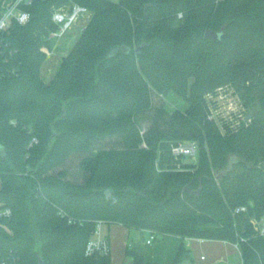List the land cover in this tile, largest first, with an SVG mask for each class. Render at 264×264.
<instances>
[{
    "label": "trees",
    "instance_id": "trees-1",
    "mask_svg": "<svg viewBox=\"0 0 264 264\" xmlns=\"http://www.w3.org/2000/svg\"><path fill=\"white\" fill-rule=\"evenodd\" d=\"M73 4L91 17L47 83L52 16ZM25 10L30 21L0 36V206L13 211L4 252L19 264H113L110 252L85 253L102 221L229 242L242 264H264V0H33ZM225 85L252 110L221 129L208 95ZM170 92L189 107L143 135L140 117ZM189 141L197 163L172 154ZM73 158L82 180L67 170ZM125 255L156 264L140 246ZM189 257L182 243L170 264Z\"/></svg>",
    "mask_w": 264,
    "mask_h": 264
},
{
    "label": "rangeland",
    "instance_id": "rangeland-1",
    "mask_svg": "<svg viewBox=\"0 0 264 264\" xmlns=\"http://www.w3.org/2000/svg\"><path fill=\"white\" fill-rule=\"evenodd\" d=\"M113 1L119 2L120 0ZM90 17V12L82 14L72 29H70L63 37L54 38L53 50L50 51L51 54L47 55V60L42 68V78L45 80V82L48 83L54 78L61 59L66 56L73 48L83 30L82 28L84 24L89 21ZM208 101L210 104L211 115L221 129L223 125H230L234 128L240 125L241 122L246 120L247 116L250 115L252 110L241 97L240 93L231 85H225L216 88V90L208 95ZM188 107V101L173 92L168 93L164 97L155 96L154 108L150 112L140 117L142 134L145 135L154 123L156 124L155 128L162 130L167 129L163 115H165L166 112L170 114L176 110L185 111ZM111 145L112 142L107 144V146ZM143 145L146 146V142H144ZM199 159L200 155L198 153L194 157H184L183 161L186 163H197ZM67 170L72 177L77 178V181L82 180V175L78 170L77 159L73 158L68 163ZM103 232L104 235L110 236V253L113 264L128 263L130 258L126 259V248H131L133 247L132 245H137L140 242H143L145 239H148L150 236L148 233L143 235L136 229H128L123 225L109 226L106 223L103 224ZM156 236L157 239L150 247H155L158 244H162V235ZM174 239L175 240H173L171 244L167 243L166 247L159 246L161 250H164L163 253L160 250L158 251L160 256L168 255L167 261L170 263L173 261L179 246L181 245L180 240H176V238ZM187 243L188 242H185V248L189 250L190 257L180 264H242V256L239 251L235 252L228 258H224L222 256L208 257L207 261H201V255L204 253L194 252L192 248L187 246Z\"/></svg>",
    "mask_w": 264,
    "mask_h": 264
},
{
    "label": "built area",
    "instance_id": "built-area-1",
    "mask_svg": "<svg viewBox=\"0 0 264 264\" xmlns=\"http://www.w3.org/2000/svg\"><path fill=\"white\" fill-rule=\"evenodd\" d=\"M33 0H12L7 2L0 0V36L7 31L12 24L18 23L20 25L27 24L31 15L25 10V7L31 6ZM88 9L78 4H73L72 7L67 10L55 11L52 20L58 26V30L52 33V38L63 37L74 24L79 20L82 14L88 13ZM47 55L51 54L50 51L45 50ZM199 153V144L194 141L183 142L175 145L172 149V154L176 158L194 157ZM246 211V208H239L236 212ZM13 216V211L8 207L0 206V230L5 229L3 224L4 220H9ZM104 222L99 221L96 225L93 238L88 242L86 247V255L92 256L96 254H107L110 252V241L103 235L102 227ZM256 228L261 235L264 236V221H256ZM155 240V234L152 233L147 244H152ZM0 264H19L17 257L9 252L6 253L0 246Z\"/></svg>",
    "mask_w": 264,
    "mask_h": 264
},
{
    "label": "crops",
    "instance_id": "crops-1",
    "mask_svg": "<svg viewBox=\"0 0 264 264\" xmlns=\"http://www.w3.org/2000/svg\"><path fill=\"white\" fill-rule=\"evenodd\" d=\"M5 1L10 2L12 0H5ZM87 23L84 24L82 29H84V27L87 25ZM261 221H264V219H262ZM137 231H139L143 235L148 233L150 236L148 239H145L143 242H140L139 244L132 245V246L133 247L140 246V248H142L144 250V252L146 253L147 257L152 262H154L156 264H169L170 263L169 261H167L168 255L160 256L158 251L160 250L163 253L164 250H161L159 246L166 247L167 243L171 244L173 242V240H175L174 238H176V240H180V244H182V243L185 244V242H188L187 246L192 248L194 250V252L204 253L201 255V261H207L208 257L222 256L224 258L225 257L228 258V257L232 256V254H234L235 252H237V251L240 252V249L237 245L229 243V242L211 241V240H202V239H191V238L182 240L180 237H176V236H165V237H163L162 244H158L155 247H150L153 245L154 241L157 239L156 238L157 236L155 235V240L152 242V244L149 245V244H147V241L150 239L152 233L150 231H140V230H137ZM102 232H103V227H102ZM103 235H104V232H103ZM104 236L107 237L110 241V236H108V235L107 236L104 235ZM133 247H131V248H133ZM174 251H176V250H174ZM240 254H241V252H240ZM126 259H128V258L126 257ZM131 262H132V259H130L129 262L125 263V264H131Z\"/></svg>",
    "mask_w": 264,
    "mask_h": 264
},
{
    "label": "water",
    "instance_id": "water-1",
    "mask_svg": "<svg viewBox=\"0 0 264 264\" xmlns=\"http://www.w3.org/2000/svg\"><path fill=\"white\" fill-rule=\"evenodd\" d=\"M207 38H212V39H217L218 34L213 32V31H209L206 33L205 35ZM228 170H225L221 173H219L216 177L217 180H220L225 174H227ZM40 264H44L42 261H40Z\"/></svg>",
    "mask_w": 264,
    "mask_h": 264
}]
</instances>
